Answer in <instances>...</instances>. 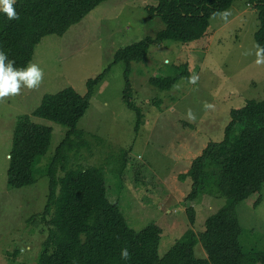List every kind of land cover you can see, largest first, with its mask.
Returning <instances> with one entry per match:
<instances>
[{
	"label": "rangeland",
	"instance_id": "obj_1",
	"mask_svg": "<svg viewBox=\"0 0 264 264\" xmlns=\"http://www.w3.org/2000/svg\"><path fill=\"white\" fill-rule=\"evenodd\" d=\"M16 1L0 0V11ZM157 5L154 0L103 2L63 36L45 37L26 72L0 89V264H38L49 233L39 216L50 192L46 171L69 128L32 113L46 95L66 88L86 95L87 82L109 68L77 125L82 139L72 137L82 147L69 154L71 165L106 169L108 196L119 203L130 226L136 231L152 223L162 228L161 257L188 230L203 232L205 221L225 205V199L203 197L194 204L192 225L185 205L192 181L181 178L209 143L223 140L232 110L248 101H264V52L255 40L257 9L248 0H235L228 11L211 18L201 40L166 41L151 47L146 62L132 63L129 97L143 114L136 130L137 113L124 101L126 65L113 63L119 50L165 28L147 9ZM185 65L191 81L181 80L170 91L151 84L152 78L179 74ZM24 115L51 127L52 141L35 166L36 182L11 189L9 155L16 123ZM125 158L130 161L121 177L116 171ZM236 213L244 252H264V186L239 203ZM195 255L207 258L200 241Z\"/></svg>",
	"mask_w": 264,
	"mask_h": 264
},
{
	"label": "trees",
	"instance_id": "obj_2",
	"mask_svg": "<svg viewBox=\"0 0 264 264\" xmlns=\"http://www.w3.org/2000/svg\"><path fill=\"white\" fill-rule=\"evenodd\" d=\"M108 0H18L0 11V89L24 74L33 60L35 48L47 36H63L71 26ZM157 7L147 8L158 15L165 28L155 36L121 49L114 63L126 65L124 101L136 111L139 130L143 114L130 101L129 73L134 62H146L152 46L166 41L188 44L207 35L212 17L228 11L235 0H154ZM258 12L260 26L255 40L264 52V0H248ZM110 69V68H109ZM107 69L105 73L109 70ZM101 74L87 82V94L73 88L46 95L32 116L50 120L69 128L47 167L50 192L47 205L39 215L49 229L38 264H264V252L247 254L242 248V227L236 213L239 203L260 193L264 186V101H248L234 109L225 128L223 140L211 142L197 157L188 173L191 192L186 197L187 215L196 222L197 204L205 196L225 199V205L205 221L198 235L188 230L171 249L159 254L163 230L152 223L136 231L119 203L108 196L106 169L82 168L70 163L71 152L79 153L82 139L79 121L90 107L94 88ZM191 81L185 65L175 76L157 77L151 84L170 91L181 81ZM53 129L21 116L14 130L8 187L20 189L36 182L34 169L51 146ZM130 159L119 170L122 177ZM62 175H59V172ZM118 176V177H119ZM121 180V178L119 177ZM140 181V180H139ZM257 201L255 204H258ZM36 220V216L32 218ZM202 243L207 258L195 255Z\"/></svg>",
	"mask_w": 264,
	"mask_h": 264
}]
</instances>
